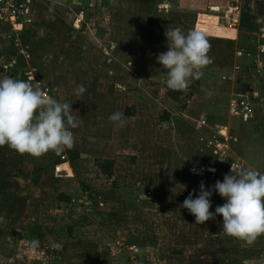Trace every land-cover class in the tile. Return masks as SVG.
Returning <instances> with one entry per match:
<instances>
[{"label":"rangeland","instance_id":"1","mask_svg":"<svg viewBox=\"0 0 264 264\" xmlns=\"http://www.w3.org/2000/svg\"><path fill=\"white\" fill-rule=\"evenodd\" d=\"M72 1L51 2L47 21L60 24L51 29L0 25V78L27 80L81 118L62 152L32 157L0 146V264H264V234L248 243L225 235L222 217L196 224L179 207L201 181L207 190L241 168L264 173V142L240 104L245 84L264 88V70L243 73L251 58L240 39L249 37L223 41L231 31L219 25L227 6L243 13L250 0H184L204 10L179 19L159 0ZM169 27L200 30L210 43L212 63L184 90L166 87L156 59ZM32 41L37 54L24 57L20 46ZM115 111L133 118L118 128L108 119ZM210 199V211L224 203L215 192Z\"/></svg>","mask_w":264,"mask_h":264},{"label":"clouds","instance_id":"2","mask_svg":"<svg viewBox=\"0 0 264 264\" xmlns=\"http://www.w3.org/2000/svg\"><path fill=\"white\" fill-rule=\"evenodd\" d=\"M165 37L167 51L158 54L157 63L166 70V87L184 90L203 75L204 66L212 63L208 55L210 43L202 31L195 29L185 33L178 27H169ZM74 91L79 95L86 88L79 84ZM71 105L47 95L43 88H34L27 80L0 78V146L7 145L18 154L32 157L72 148V129L79 126L81 118ZM132 118L115 111L108 119L121 128ZM213 192L224 203L210 211ZM179 207L193 215L196 224L220 216L225 235L252 243L264 234V173L241 168L236 174H225L222 181L217 180L207 190L201 181L195 198L190 192ZM31 243L33 247L38 245L35 240ZM50 247L60 250L62 244L53 241Z\"/></svg>","mask_w":264,"mask_h":264},{"label":"crops","instance_id":"3","mask_svg":"<svg viewBox=\"0 0 264 264\" xmlns=\"http://www.w3.org/2000/svg\"><path fill=\"white\" fill-rule=\"evenodd\" d=\"M52 1H57V0H21L25 9H24V13L22 17L20 18L19 25L23 26L31 22L36 23V24L42 23L43 26L47 27V29L52 28L50 25L51 23L60 25L57 22H55V20L54 22L47 21L48 19L51 20V17L53 18L54 16H56L57 10L55 11L54 9L50 7L53 5L51 3ZM61 1L63 3H58V4L64 5V4L70 3L72 0H67L68 2H65V0H61ZM130 1H133V0H130ZM137 1H141V0H135L132 3H134L137 6ZM144 1L146 0H142V2ZM149 1L152 2V0H147V3H142V4H144L145 6H147L148 4L149 6L150 4ZM185 1L189 2L191 0H185ZM185 1L184 0H159V3L157 4V8L159 10H162L165 14H168L170 17L175 16L174 18L176 19L177 17L179 19L181 15L185 14L186 11L184 9L191 10L193 13L204 10V7H192L193 5L188 6L186 5ZM240 5H241V0H240ZM227 7H228V10L227 11L225 10L226 12L223 14V17L219 19V25L221 26H224L225 24L229 25L231 36L230 37L223 36L221 37V39H223V41L225 40V41L230 42L231 40L235 39L238 32H239L238 36H241V37L245 36L246 38L249 37V39H246V40L240 39V45H241L242 50L245 49L248 51V52L246 51L245 53H242L241 56L244 54L243 56L251 58V62L246 67H243L240 69L245 74L246 72L247 73L253 72L254 74L260 73L261 71L264 70V51L260 50L261 47L264 45V38L261 36V28L264 27V0L248 1L247 8L242 7L243 13L237 12L234 14L233 9H231L233 8V6L231 7L227 6ZM208 8L211 10H216V12H218L220 9V7H211V6ZM246 11H248V13ZM51 13L53 14L51 15ZM229 17H231L230 21L227 20V18ZM45 18H46V21L44 24L43 20ZM85 23L86 22H84V24ZM258 24H260L261 27L259 26V28H257ZM63 32H66L65 28L63 29ZM254 32L256 36L255 35L251 36L252 33ZM32 39L36 41V47H37L38 46V42H37L38 36H34L32 37ZM79 44H80L79 42L76 43L74 47L80 49L81 44L80 45ZM35 49H36L35 44L32 41V44L30 45L27 44L25 48L20 46L19 51L21 54L25 55L24 57L30 58L31 56L34 57V55L37 54L35 52ZM249 52L253 53V55H251V53ZM21 54L19 55V59L23 61L22 59L23 57ZM248 84L249 83L245 84V87L249 91L248 92L246 91V95H244L245 99H242L240 101V104H243V108L244 106L249 105L248 106L249 111L242 113L241 120L250 121L254 135L260 138L264 142V111L258 110V106H261V108L264 106V88L257 89L255 88V86L253 87L252 85H248ZM263 85H264V82L261 83V87ZM163 119L167 120V118L165 119V117ZM101 172L103 173V171ZM206 172L207 170H205V173ZM106 174L109 175V172Z\"/></svg>","mask_w":264,"mask_h":264},{"label":"built area","instance_id":"4","mask_svg":"<svg viewBox=\"0 0 264 264\" xmlns=\"http://www.w3.org/2000/svg\"><path fill=\"white\" fill-rule=\"evenodd\" d=\"M24 9L21 0H0V25L16 23L22 17ZM261 36L264 38V27L261 28ZM260 50L264 51V45Z\"/></svg>","mask_w":264,"mask_h":264},{"label":"trees","instance_id":"5","mask_svg":"<svg viewBox=\"0 0 264 264\" xmlns=\"http://www.w3.org/2000/svg\"><path fill=\"white\" fill-rule=\"evenodd\" d=\"M98 168H99V169H101V168L103 169L102 165H100V164L98 165ZM104 172H105V171H104ZM108 172H109V171H108ZM108 172H106V173H108Z\"/></svg>","mask_w":264,"mask_h":264}]
</instances>
